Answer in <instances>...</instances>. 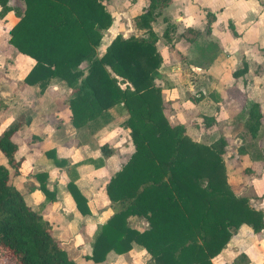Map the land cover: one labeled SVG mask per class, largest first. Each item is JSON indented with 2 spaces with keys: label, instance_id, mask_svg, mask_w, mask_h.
<instances>
[{
  "label": "trees",
  "instance_id": "1",
  "mask_svg": "<svg viewBox=\"0 0 264 264\" xmlns=\"http://www.w3.org/2000/svg\"><path fill=\"white\" fill-rule=\"evenodd\" d=\"M108 2L113 4V0H22L17 8L0 0V18L9 10L16 16L7 42L34 59L15 84H36L43 91L51 80H60L69 88L65 101L74 127L101 126L112 114H119V125L131 140L132 151L105 183L111 213L95 225L90 253L84 257L104 262L110 251L120 254L135 247L147 253L144 264H213L211 258L239 227L247 226L254 234L264 227L263 209L232 190L224 137L211 142L192 139L182 123L168 119L160 93L162 57L156 40L160 36L171 42L175 23L165 11L170 0H146L134 20L140 32L116 33L97 54L101 31L112 20ZM212 20L213 13L206 11V32ZM159 21L163 26L157 33L153 24ZM199 34V29L186 26L175 40L188 44ZM246 69L242 60L231 76L236 78ZM4 108L0 96V121ZM263 116L260 104L249 101L244 125L251 137L259 136ZM211 118L202 115L201 121L208 124ZM29 119L11 121L0 130V152L5 158L0 161V258H5L0 264H78L13 182L23 159L15 157L13 135ZM236 149L237 158L247 154L242 145ZM99 150L108 156L112 147L103 142ZM52 157L56 165L65 166V188L75 207L88 213L86 198L74 183V163ZM259 160L264 163V146ZM248 169L244 166L242 171ZM33 176L37 188L53 199L55 189L46 187L47 172L36 171ZM138 218L147 226L135 227ZM248 263L242 250L228 262Z\"/></svg>",
  "mask_w": 264,
  "mask_h": 264
},
{
  "label": "crops",
  "instance_id": "2",
  "mask_svg": "<svg viewBox=\"0 0 264 264\" xmlns=\"http://www.w3.org/2000/svg\"><path fill=\"white\" fill-rule=\"evenodd\" d=\"M205 2L206 4L203 5L207 7L205 14L206 11L212 12L213 20L210 23V29L207 32L204 30V32L212 33L214 31L212 24H222V26L220 25L222 28L221 33L224 34V37L226 34V38H228V47L227 49H222L221 51H223V53L217 56L215 53V56L210 59L209 64L201 66L199 63H188V66L197 72L211 73V71H214L212 67L215 64L223 63V61H229L233 58H237V61H239V59L247 61L246 71L236 78L231 76V73H229L228 76H224L223 73H212L213 76H215V78L217 77V79L219 78V80L217 83L213 82V84L210 85L217 89L215 90L216 94H213V92H210V94L218 99L220 98L217 92L218 88L226 87L227 94H230L233 89H238L237 92L240 95L244 92L246 93V102L257 101L264 113V98H261L264 90L263 92L259 90V95H255L257 94L256 87H264V85L260 84V82L262 83V71L264 72V0H205L204 3ZM188 3L189 1L186 2L185 5L182 3L175 5L176 3L170 0L169 4L165 7V11L168 13L170 20L175 23V26L177 25L176 20L184 21L185 16L181 14L179 10L189 7ZM215 5L218 6L217 11L215 7H213ZM169 6L171 7V14L167 9ZM186 11H188V9ZM5 16L1 17V19H4ZM156 24L161 25L160 27L162 29V21ZM154 26L155 23L153 24V28ZM186 26L193 27L192 25H185L184 27ZM107 29L113 30V24L110 23ZM161 29L158 31L155 30L157 33H160ZM160 38L162 37L159 36L156 40V46ZM175 39L176 38L173 40V46L177 47L178 50L181 51L182 49L183 52L187 51V53L191 51L190 47H193L191 45L193 41L186 44L185 42L182 43L180 40ZM7 44L10 45L8 42ZM106 44L103 45L105 46ZM103 45L101 44L102 47ZM102 49L96 51L101 52ZM21 55L24 58L23 61L28 59L30 64L23 72L16 74L15 80H20L34 63L32 57ZM202 55L200 57H202ZM161 57L162 60L158 68L162 83L160 93L163 101H168L167 105H169V109L166 110V114L168 119L173 121V118L177 119V115L180 113L176 108H178L179 104L182 105V108L184 106L182 101H178L177 103L178 84L175 81V75L178 74L179 77L182 78L183 74L181 71H177L181 68L180 64H174L175 62L173 65L170 64V62L165 64L162 54ZM186 65L187 64L184 66ZM209 76H211V74ZM221 76H223L224 79H222ZM228 77H230L231 80H229ZM231 81L232 84L230 83ZM195 82L201 85L204 84L205 79L196 75ZM247 88L250 90V93L247 92ZM222 90L223 89L220 91ZM68 92V87L57 79L51 80L43 91H39L36 84L17 86L16 89L15 87L13 88L11 92V102L14 108L20 107V102L24 101L25 97L33 96L35 98L33 104H29V107L26 106L27 108H23L25 110L35 108L33 111L23 115L24 119L22 120L29 117V122H22L21 128L14 132L13 135L17 146L15 157L21 156L23 158L19 165V173L13 176V182L30 206L42 213L43 217L50 225L51 234L61 242L66 252H73L69 254V256L71 257V255H74L79 261H84L90 260L86 259L84 255L90 253V239L95 225L103 222L111 213V208L108 206L109 199L105 191V183L109 176L119 168L121 163L132 151V144L127 130L119 125V121L121 120L119 114H112V119L101 126L93 128H87L85 126L80 128L74 127L70 121L69 109L65 101ZM222 93L226 94L224 90ZM238 93H236L235 96H237ZM221 97L223 98V96ZM236 101H238L237 98L229 96L228 99H225V104H234L235 109L239 110L236 107ZM225 104L221 106V110L223 109L226 111ZM225 114L229 118L233 116L231 110H227ZM220 115L222 114H218V116ZM194 116L195 114L192 115V117ZM13 117L15 118L16 116ZM173 122L184 124L183 120L180 119ZM184 127L185 132L188 134V130L191 127L187 125H184ZM190 130L193 131V129ZM194 130L197 133H199L198 131L206 133L210 131L211 128L200 127V129L196 128ZM261 132L264 134V124ZM193 134L194 133L188 135L192 139L204 141L194 138ZM122 141H125V143H122ZM103 142L109 143L108 145L112 147V152L108 156H102L99 150V145ZM263 146L264 145H262V147ZM50 149L53 150V154H51V151H48ZM52 156L63 158L69 163H74V170L76 172L74 183L86 198L89 209L88 213L81 214L75 207L73 199L65 188V182L68 178L65 166L56 165L55 162H53ZM245 156H247V154L241 155V157ZM240 163H242V160ZM22 166L24 169H22ZM263 166L264 164H262L261 168ZM40 170H45L47 172L45 179L47 189H55L53 199H49L37 188L38 182L33 174ZM261 177L264 178V173ZM260 203L264 204V197L260 199ZM256 207L262 208L264 215V205L262 207ZM138 220L140 221V225L135 227L140 229L147 226L146 220L143 218H139ZM141 223L143 224L142 226ZM261 230L264 232V227ZM236 234H240V239L235 242L234 236ZM254 235L255 234L252 233L247 226L239 227L221 252L211 258L212 263L228 264L231 258L228 260L226 255L227 252L230 251L229 247L232 246V243L230 245L228 244L234 241L233 251H235V253L240 250L244 251L249 259L248 264H264V261H261L262 259H258L257 257L261 253L255 252V258L251 257L253 243H256L255 245L261 249L262 244L259 243L263 242V240L260 241L261 239L251 238L252 236L255 237ZM146 258L147 253L143 248L133 247L120 254L110 251L106 254L105 261L99 263L144 264Z\"/></svg>",
  "mask_w": 264,
  "mask_h": 264
},
{
  "label": "rangeland",
  "instance_id": "3",
  "mask_svg": "<svg viewBox=\"0 0 264 264\" xmlns=\"http://www.w3.org/2000/svg\"><path fill=\"white\" fill-rule=\"evenodd\" d=\"M175 5H178V3L186 4V2L189 1L188 6L185 8H181L179 11L181 14H184L185 19L184 21L176 20L177 25L175 26V30L173 31L171 35V42H165L162 38H160L157 41V48L164 56L163 60L164 63L167 64V62H170V64H180L181 68L177 71L182 72V78L179 77V75H175V81L177 82V103L183 102L184 106L182 108V105L179 104L178 108H176L180 113H178L177 119L183 120L184 124L189 127L190 129H193L191 131L188 130V134H193L194 138L202 139L205 142H211L218 136H222L225 138L226 143L224 145L225 153H224V160L225 164L228 168V181L232 187V190L235 194L240 195L243 194L248 197L249 203H251L254 206H263L264 204L260 203V199L264 197V178H262V174L264 173V166L261 168L262 164L260 163V157H261V147L264 145V134H262L261 130H259V136L257 137H251L249 132L247 131L244 122L246 118V112L248 108L249 101L246 102V93L244 92L242 95H240L237 90L233 89L231 90L230 94H227L226 87L218 88V93L220 95V98L217 99L214 98L210 94V92H213V94H216L217 90L216 88L210 86L213 84V82H218L219 78H215L212 73H223L224 76H228L229 73H231L232 70H234L236 67L241 65L242 59H239L237 61V58L230 59L229 61H223V63L215 64L212 67V70L214 71L205 73V72H197L191 69L188 66V63L193 64H201V66L209 64L210 59H212L215 56L219 55L220 53H223L221 51L222 49H227V40L226 34L224 37V34L221 33L222 31V24L217 23L215 25L212 24L214 27V31L212 33L204 32V24L206 22V6H203L206 4L204 3L205 0H172ZM146 2V0H113V4L108 2V7L111 8L110 14L112 16L111 23L113 24V30L104 28L101 31V37L99 38V43L96 46V50L104 49L103 44H106L110 41V39L116 34L121 33L122 35H128L130 33H139L140 30L136 29L134 27V20L137 15V13L140 10V7ZM8 3L12 6H15L17 8L22 7V0H8ZM113 7V8H112ZM215 7V10H218V6ZM169 13L171 14V7H167ZM188 9V11H186ZM171 11V12H170ZM186 11V13H185ZM5 18H0V96L4 100V103L6 104V108L3 109L1 113V122H0V130L2 127L6 124H8L11 121L18 120V119H24L23 115L27 112L33 111V109H23L24 107H29V104H33L35 102V98L33 96L31 97H25V100L20 102V107L14 108L11 102L12 100V90L13 88L17 87L15 84V76L16 74H20L27 68V66L30 64V61L28 59L23 61V56L18 53L13 47L7 44V37L8 33L7 30L9 29L10 25L15 22L16 16L13 14L12 10H9L5 14ZM161 24V23H159ZM155 24L154 28L158 31L161 29V25ZM185 25H192L195 28H199L200 34L193 40L192 46L190 47L191 51L187 53L183 52L181 49L178 50L177 47L172 46V48H169L171 43H173L174 38L176 37V34L180 29H183ZM221 25V26H220ZM110 32V34H109ZM103 38V39H102ZM103 45V47L101 46ZM102 49V51H103ZM101 51V52H102ZM101 52H97V54H100ZM204 52V53H203ZM203 54V55H202ZM202 55V57H200ZM167 61H166V60ZM187 64L186 66H184ZM247 64V61H246ZM20 66V67H19ZM210 71V70H209ZM208 74V75H207ZM211 74V76H209ZM199 76L202 79H205L204 84H198L195 82V77ZM222 79H224L223 76H221ZM262 83L260 84L264 85V72L262 71ZM229 80H231L230 77H228ZM232 84V81L230 82ZM198 84V85H197ZM122 85V83L120 84ZM190 86V87H189ZM219 87V86H218ZM250 87V86H249ZM248 87V88H249ZM247 88V92L250 93V90ZM211 89V90H210ZM226 94H223V90ZM57 90V89H56ZM69 90V88H68ZM210 90V91H209ZM259 90L263 92L264 87H256V96L259 95ZM234 92V93H233ZM237 96H235V94ZM223 96V98L221 97ZM229 96H233L238 99L236 101V107L239 110L235 109L234 104H225V99H228ZM197 97H199L197 99ZM196 98V99H195ZM261 98H264V93L261 96ZM58 101V99H57ZM9 104V105H8ZM55 104V103H54ZM168 101L163 102V107L165 111L169 109ZM225 104V109L231 110L233 116L229 118L223 109L221 110V106ZM53 105V104H52ZM26 107V108H27ZM175 109V110H176ZM22 114V115H19ZM123 114V113H121ZM182 114V115H179ZM192 117V115H194ZM210 114V115H209ZM217 114V115H216ZM218 114H222L218 116ZM212 116L210 123L205 124V122L201 121V116ZM13 116H16L15 118ZM218 116V117H216ZM196 117V118H195ZM176 118H173V121L177 120ZM171 120V119H170ZM23 121V120H22ZM171 120V123H177L173 122ZM24 123V122H23ZM264 124V122H263ZM193 127V128H192ZM201 128H211L210 131L204 132L198 131L197 133L194 129H200ZM122 143H125V141ZM109 144V143H108ZM237 145H242L247 149V156L240 157L237 159L238 152L236 149ZM242 160V163L240 161ZM0 161L5 162V158L0 152ZM259 162V163H258ZM243 164V165H242ZM259 164V165H258ZM264 164V163H263ZM25 165V164H24ZM244 166H247L248 171H242V168ZM261 168V169H260ZM22 169L23 166H22ZM260 169V170H259ZM264 218V215H263ZM139 219V218H138ZM132 220L135 226L140 225L139 220ZM143 224L141 223V226ZM240 235V234H239ZM239 235L236 234L234 236V241L236 242L239 240ZM256 239H261L264 242V232L260 230L258 233L254 235ZM234 241H231L228 245L232 243V246L229 247L230 251L227 252V258L233 257L236 253L233 251V245ZM259 243L261 245V249L257 247L253 243L252 251H251V257L255 258L256 253H261L258 257V259H262L261 261H264V243ZM236 250V249H235ZM255 250V251H253ZM262 250V251H261ZM237 251V250H236ZM256 252V253H255ZM68 254H71L73 252H67ZM71 257L74 259V261L78 264H102L99 262H93L91 260H84L79 261V259L76 256ZM138 257V256H137ZM5 258H0V262L4 261Z\"/></svg>",
  "mask_w": 264,
  "mask_h": 264
}]
</instances>
